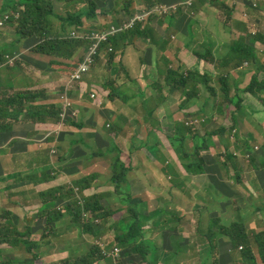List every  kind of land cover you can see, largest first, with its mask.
<instances>
[{"label":"crops","instance_id":"0c3cea01","mask_svg":"<svg viewBox=\"0 0 264 264\" xmlns=\"http://www.w3.org/2000/svg\"><path fill=\"white\" fill-rule=\"evenodd\" d=\"M94 1L99 7L96 12H104L90 19L95 25L119 14L130 16L150 4L149 0ZM177 1L158 0L171 6ZM18 4L19 0H0V18ZM224 8L230 25L219 20ZM193 11L194 17L176 10L152 19L144 30L118 35L112 40L116 56L110 61L108 46L103 47L81 85L69 93L74 120L63 118L56 126L55 121L32 120L27 108L60 107L57 95L83 58L86 46L66 60L36 54L33 49L38 37H21L16 25L8 23L0 31V53L10 55L8 59L17 57L14 67L0 66V101L5 102L0 105L1 117L8 113L15 117L0 124V264H65L83 255L78 254L84 246L67 207L78 197L99 195L104 208L125 213L128 206L120 203L119 193H130L144 202L149 218L144 220L145 239L159 247L156 264H165L167 257L168 264H210V246L218 256L216 262L235 264L233 253L238 259L239 248L229 238L215 233L207 238L204 232L210 225L215 230L221 227V219L224 226L236 222L223 218L231 208L243 211L263 201L264 179L259 170L239 167L238 159L237 170L230 168L227 175L221 169L224 159H218L216 152L228 146L240 149L245 141L261 139L260 157L264 160V92L244 91L251 76L264 81V71L246 62V67L233 68L231 62L219 69L217 62L226 58L219 57L226 55L230 41L240 35L256 38L254 48L264 61V30L252 25L264 19V0H195ZM82 19L86 23L89 18ZM208 48H212L214 61L195 54ZM182 67L196 76L186 77ZM224 70L235 71L222 76L230 86L229 96L217 83ZM212 86L214 92L209 91ZM93 87L103 92L100 107L90 98ZM24 92L30 93L32 103L13 105L11 99ZM228 117L236 129L234 139L222 122ZM189 118H205V122L193 130L186 126ZM53 126V134L46 136ZM207 133H213L209 152L202 153L208 166L201 172H189L179 157L184 148L189 152L200 143L191 138H203ZM118 156L127 171L126 186L120 192L112 183ZM198 159L192 160L196 163ZM184 161L190 163L188 158ZM237 174L246 186L234 180ZM248 174H253L256 182L248 180ZM14 228L21 234H10ZM254 228L250 224V229ZM165 238L168 247L161 249ZM257 253L255 250L256 262L264 264V251L260 253L263 260ZM125 264L133 263L125 258Z\"/></svg>","mask_w":264,"mask_h":264},{"label":"trees","instance_id":"16d2710c","mask_svg":"<svg viewBox=\"0 0 264 264\" xmlns=\"http://www.w3.org/2000/svg\"><path fill=\"white\" fill-rule=\"evenodd\" d=\"M69 4L71 1H75L76 3L82 2L85 3V0H62ZM119 1V0H118ZM55 0H28V2L23 3L24 10L21 13V17L13 22V25H17V32L25 38H32L37 36L41 42L34 48V52L38 55H47L51 57L61 58L70 60L74 57L77 50L82 46H87L88 41L86 40H78L74 39L69 36V32L67 29L69 27H80L83 26V16L87 13L88 18H97L98 13L104 14L103 11H99L98 13L96 10L99 8L94 0L89 1V8L88 10H84L78 14L82 8H78L75 10L76 12L68 13L66 17L61 16L58 18L61 22L59 27H56L54 24V20H52V16L54 15L53 12V5ZM149 3H158V0H149ZM150 4L148 6H150ZM72 5V4H71ZM226 8L222 9L221 13L219 14V20L223 21L226 25L229 24V19L226 18L225 15ZM1 14V13H0ZM55 17V16H54ZM113 23H119V19H113ZM77 25V26H75ZM144 34V32H141ZM256 41L255 37L249 36L246 37L244 35H240L238 37L233 38L228 45V52L224 57H219L220 60L217 62V67L221 69L222 67H227L232 62V67L236 68L242 65L244 62L252 63L255 69L257 68L259 72L264 71V61H260V55L254 48V43ZM112 43V40H111ZM15 43L9 46V49L15 47ZM108 46L103 43L99 45V54L96 56L99 58L101 50L103 47ZM115 50H111L110 47L107 48L108 53V61L112 60L116 53ZM195 54L199 58H211L214 61V56L212 54V49L206 50V52H195ZM9 57L10 55L0 53V66L5 61V57ZM188 73V77H195L196 74ZM262 74V73H261ZM218 86L220 89L225 92L227 96L230 94V86L228 81L222 77L221 81L218 79ZM197 86V84H194ZM256 89H259L261 92H264V81H260L259 76H255L250 84L245 88L247 92H255ZM238 97V96H237ZM31 95L29 92L26 93H19L15 99H11L13 105H21L25 107V103L30 102ZM239 105L242 103V99L238 101ZM0 105H5L4 101H0ZM26 110V109H25ZM27 112L30 118L34 121L45 122L49 120H57L59 119V107H55L54 105H45V106H31L27 108ZM8 113V110H7ZM7 118L14 119L15 117L12 114L8 113V116L4 115L1 117L0 113V124L4 122ZM194 140H197L195 145V152L194 156L201 157V151L205 150L207 146L210 144V140H205L204 138L195 137ZM183 146V141H180ZM184 154L185 151H184ZM189 156V155H185ZM185 157L181 156V161L184 163V167L187 171L191 172L195 170L196 172L203 171V166H205V161L200 159L198 162H194V160H190V163L184 162ZM260 162H262L261 172H264V160L260 157ZM255 162V161H253ZM123 166V167H122ZM226 163L222 164L221 169L224 171L226 170ZM114 169V176L112 181L114 185H116L117 192H120L122 185L126 182V174L127 171L125 169L124 164L122 163L120 156L115 160L113 165ZM213 171V168H210ZM229 172V168H227ZM120 196V203L123 205L128 206L127 213L123 215V217L115 222L112 226V229L116 231L115 234V241L118 245L121 246L123 249V254L126 258L129 259L131 263L136 262H143L148 263L150 262V258L152 260V264H156L159 262L158 253L155 252L156 250L153 248L145 240V235L143 231L144 227V220L149 219L146 215L148 211L145 209L144 202L137 199H134L133 196L125 193H119ZM101 197L99 195H94L89 198H84L82 201H78L77 199L67 207V213L72 217L73 222L79 227L83 235H89L92 238H100L103 236L105 230V225H98L93 226L91 222L82 224V214H90L92 218L98 219L99 222H103L104 220H108V218L115 216L118 213L117 210L113 211L114 209L107 210L101 204ZM114 218V217H113ZM99 223V224H100ZM211 226V225H210ZM204 232L206 236L213 235L215 233L216 236H226L229 238L230 242L236 247L242 246L243 243L247 244L249 235L246 231L243 223L236 222L231 226H224L220 227L215 230L212 226L210 229ZM10 234H21L17 228H14L9 231ZM253 242L259 243V239L264 236V232L262 233H251ZM15 236H13L14 238ZM9 240L8 238H4ZM10 241V240H9ZM10 244V243H9ZM13 246V244H12ZM168 247L167 241L163 242V246L161 249H165ZM261 249L264 248V243L260 246ZM86 254L76 260V264H94V262H100L106 255L104 251L99 248L97 245L89 246L86 250ZM245 258L250 257L252 259L253 264H256L253 256L251 255V251L244 255ZM252 256V257H251ZM170 257H167L163 260L164 263L168 264V260ZM65 264H70V260H67ZM109 264H113V261L110 260Z\"/></svg>","mask_w":264,"mask_h":264},{"label":"clouds","instance_id":"9594fccd","mask_svg":"<svg viewBox=\"0 0 264 264\" xmlns=\"http://www.w3.org/2000/svg\"><path fill=\"white\" fill-rule=\"evenodd\" d=\"M194 1L195 0H181V3H179V4H177V5H173V6H171V5H166V4H164V3H162V2H158V3H155V4H153V5H150V6H148V5H143V6H140V8H138L134 13H132L130 16H127V17H125V15H123V17L122 18H120L119 20V23H113L114 22V20L112 21V20H110L109 21V23L108 24H106V25H102V27L100 28V29H96L95 30V32H100V31H103V30H107V29H109L112 25H114V26H121L122 24H123V22L124 21H127V20H129L130 18H133L134 16H136L137 14H140V13H142V12H144L145 10H150V9H154V8H156L157 6H160V5H163V6H166L167 7V11L166 12H164V13H162V14H160V13H157V12H155V13H152L145 21H143V22H138V23H136L133 27H130V28H127V29H125V30H123V31H120V32H118V33H116L115 35H113V36H111L110 38H109V40L108 41H105V42H103V44H105V45H108V47H110V49L111 50H113L114 48H113V46H112V43H111V40H113L114 38H115V36L116 35H122V34H125V33H128V32H131V31H134V30H144L145 29V27L147 26V24L152 20V19H154V18H163V17H165V16H167V15H172L176 10H178V11H182V12H184V13H187V14H189L190 16H192V17H194V15H195V12L193 11V5H194ZM66 3V2H65ZM23 10H24V6H23V4L22 3H20L19 2V4L18 5H16V7H15V10H9V11H6V12H4L3 13V15H2V17L0 18V24H1V22H2V25H0V31L1 30H4L5 29V27H6V25H8V23H9V25L10 24H13V22L15 21V20H17V19H19L20 17H21V13L23 12ZM116 13H119V10L117 11L116 10ZM6 15H8V18L6 19L5 17H6ZM120 15V14H119ZM67 16V15H66ZM65 16V17H66ZM85 17H87V13H85V15H84ZM114 18H116V16L114 17ZM56 23L57 24H55V21H54V24H55V26L56 27H59L60 25H61V22H59V21H56ZM70 28V27H69ZM16 31H17V25H16ZM67 32H69V29H67ZM17 34H19L18 32H17ZM87 35H88V33H86V32H81V31H78L77 29L76 30H72L71 32H70V34H69V36L70 37H72V38H74V39H78V40H81V41H83V40H86V41H88V44H87V46H86V51H85V54H84V56H83V58H81V60L76 64V66L72 69V71H71V73L68 75V79H67V82L65 83V85H64V90L60 93V95H59V99H60V103H61V106H62V109H60L59 108V119H57V120H54L55 121V123H54V126H56V125H58V124H60L61 122H62V120H63V118H70V119H73L74 120V118H75V115L71 112V109L74 107V104H73V101H72V99H71V97L69 96V93L71 92V91H73V90H75L76 89V87L77 86H80L81 85V82H82V80H83V78L85 77V75H87L91 70H92V68H93V66L91 67V69L86 73V74H84L83 75V77L81 78V80L80 81H78V82H76V83H73V84H69V82H70V80H71V77H72V75H73V73L78 69V67H79V65L83 62V60H84V57H85V55H86V52H87V50H88V47H89V45H91V41L87 38ZM21 37H23L22 35H20ZM37 37V36H36ZM23 38H25V37H23ZM33 38V37H32ZM26 39V38H25ZM38 40H39V38H38ZM41 42V39L39 40V43ZM38 43V44H39ZM37 44V45H38ZM36 45V46H37ZM35 46V47H36ZM34 47V48H35ZM210 49H212V48H208V50H210ZM33 51H34V49H33ZM99 51H100V49L98 50V53L96 54V56L99 54ZM198 52H206V51H198ZM228 52V51H227ZM226 52V53H227ZM76 54V53H75ZM212 54H213V52H212ZM96 56H95V62H96ZM213 56H214V54H213ZM222 57H224V56H222ZM221 57V58H222ZM74 58V57H73ZM72 58V59H73ZM201 59H205V60H211V58L209 57V58H201ZM16 60H17V57H13V58H9L8 59V57L6 56L5 57V61L2 63V65H6V66H9V67H14L15 65H16ZM71 60V59H70ZM95 62L93 63V65L95 64ZM245 63V62H244ZM246 64H248L247 62H246ZM243 65V64H242ZM242 65H240V66H238V67H241ZM243 66H245V65H243ZM246 67V66H245ZM237 68V67H236ZM186 77H188V74H186L185 75ZM255 76H253V78H254ZM253 78H251V81H252V79ZM250 81V82H251ZM250 84V83H249ZM248 84V85H249ZM247 85V86H248ZM246 86V87H247ZM245 87V88H246ZM244 88V89H245ZM256 90H259V89H256ZM255 90V91H256ZM245 91V90H244ZM88 92V91H87ZM245 92H247V91H245ZM24 93H26V92H24ZM250 93H254V92H250ZM92 95H96V97L95 98H93L92 97ZM67 98V100H68V102L70 103V106H67L66 107V101H65V99L64 98ZM234 97H237V95H235ZM90 98L93 100V103H94V105L95 106H97V107H100L101 105H102V98H103V92L101 91V90H99V88H97V87H93L92 88V90H91V93H90ZM242 104V103H241ZM240 104V105H241ZM238 105H239V103H238ZM55 106V105H54ZM55 107H57V106H55ZM66 107V108H65ZM223 119H226V118H223ZM49 121H52V120H49ZM46 122V121H45ZM205 122V118H202L201 120H199V119H193V118H189V120L186 122V126H188L189 128H191V129H193V130H195L196 128H198L202 123H204ZM222 122H223V120H222ZM223 123H225V124H227L226 122H223ZM229 125V126H228ZM54 126H53V128L52 129H47L46 130V132H45V134H46V136H51L52 134H53V129H54ZM233 126V123H231V124H227L225 127H226V130L228 129L230 132H231V138L232 139H234V136H235V133H236V129L235 128H233L232 127ZM214 133V132H213ZM213 133H207L205 136H203V138L205 139H210V144H212V142H211V138H212V136H213ZM201 138V137H200ZM192 140H194L193 138H191ZM195 141H197V140H195ZM252 143H253V141L252 142H248V141H245V143L244 144H242V146H241V150H242V153H241V151H240V149H239V147L238 146H235V147H233V148H231V147H225L226 149H227V151L226 152H224V153H222L221 154V157L224 159V163H226V165L228 164V166H226V173H227V175H229V172L227 171V168H229V170H230V168H233V170L234 171H236L237 170V165L235 164V160L236 159H238L239 161H238V166L239 167H241L242 169H244V170H246L248 167H245V165L242 163V159H244V158H246V160H247V162L248 163H250V166H249V168L250 167H252L253 168V170H259V172L261 173V166H262V162H260V160H259V158H260V153H261V151H262V146L260 147V146H255V150H259V152L258 153H254V150L252 149ZM182 145V144H181ZM182 147H184V142H183V146ZM195 145H193V150H191V151H189V152H187L186 150H185V148H184V150H183V156L182 157H185V158H188L189 159V161L190 160H192L193 158L195 159L196 157L194 156V152H195ZM210 149V147H209V145L207 146V148L205 149V150H202L200 153H201V159H203L204 161H205V159H204V157H203V155H202V153L203 152H207L208 150ZM184 151H185V153L186 154H184ZM230 152V153H227V152ZM244 152V153H243ZM185 155H189V156H185ZM205 156V155H204ZM197 157H200V156H197ZM180 158V160H181V156L179 157ZM253 161H255V162H253ZM264 163V162H263ZM205 165H206V162H205ZM204 167V166H203ZM212 168V167H211ZM235 178H237V179H239L240 177H239V175L237 174L236 175V177ZM112 183H113V181H112ZM114 184V183H113ZM94 196V195H93ZM92 197V196H91ZM101 197V196H100ZM87 198H89V197H87ZM102 198V197H101ZM84 199V197H78L77 198V200L78 201H82ZM102 200V199H101ZM105 209H107V210H109V208H105ZM118 212H120V211H118ZM125 213H127V212H125ZM82 216H83V218H82V224L84 225L85 223H88V222H91V224L93 225V226H98V224L100 223L99 222V220L98 219H94V218H92V216L90 215V214H87V213H85V214H82ZM72 218V217H71ZM211 221H212V219H211ZM237 222V221H236ZM236 222H234V223H232L231 225H233V224H235ZM221 223H222V225L224 224L223 223V220L221 219ZM76 225V224H75ZM221 225V226H222ZM230 225V226H231ZM101 226V225H100ZM76 227H77V230H79V227L76 225ZM245 229H246V231L248 232V228L247 227H245ZM115 231V230H114ZM143 231H144V227H143ZM170 231H172V229L170 228L169 230H167V231H165L164 232V234L165 235H168L169 234V232ZM106 232V231H105ZM105 232L103 233V235L105 234ZM255 231H251V233H254ZM80 233H81V237L78 235V240H79V242L80 243H82L83 244V246H84V249H87L89 246H92V245H97L99 248H101L103 251H104V253H105V255H106V258H104L103 260H101L100 262H97V263H95V264H109V261L110 260H112L113 261V264H125V256H124V254H123V249L121 248V246L120 245H118L117 243L116 244H113V245H107L106 243H105V241L103 240L104 239V237L102 236V237H100V238H92L91 236H90V238L91 239H97L94 243L92 242V241H89L88 240V238H86L85 236H89V235H83L82 234V232H81V230H80ZM115 233H116V231H115ZM255 233H257V232H255ZM144 235H145V231H144ZM210 236H212V235H210ZM210 236H206L207 238H210ZM220 237H222V236H220ZM223 238V237H222ZM146 240V239H145ZM166 241V238L164 239V241L163 242H165ZM230 241V240H229ZM90 242H91V244H90ZM148 242V241H147ZM149 243V242H148ZM231 243V242H230ZM253 243H255V242H253ZM87 244L89 245V246H87ZM150 244V243H149ZM232 244V243H231ZM255 244H257L258 245V247H259V243H255ZM150 245H152L153 246V248L156 250L155 252H157L158 254H159V252L157 251V250H159V247H157L155 244H150ZM233 245V244H232ZM234 246V245H233ZM239 248V250H243L244 249V246H243V244H242V246H240V247H238ZM118 250V253H117V255H115V250ZM252 257V256H251ZM244 258H245V256H244ZM251 259V258H250ZM253 259H254V261H255V263L257 264V262H256V257H255V255H253ZM251 261H252V259H251ZM137 263H143V262H137ZM253 263V262H252ZM147 264H152V260L150 259V262H148ZM166 264V263H165Z\"/></svg>","mask_w":264,"mask_h":264},{"label":"rangeland","instance_id":"374dc122","mask_svg":"<svg viewBox=\"0 0 264 264\" xmlns=\"http://www.w3.org/2000/svg\"><path fill=\"white\" fill-rule=\"evenodd\" d=\"M82 1V0H81ZM124 0H117V3H122ZM126 1H130V0H126ZM216 1V0H214ZM20 3H25V2H28V0H19ZM153 2V0H152ZM181 3V0L177 1L175 3V5ZM72 4V5H71ZM152 4H155V3H152ZM151 5V4H150ZM131 6V4H130ZM53 12H54V15L52 16V20L54 21H59L60 20L58 19L61 16H66L68 15V13H73L75 10H78V8H89V4H88V0H85V3H82V2H78L76 3L75 1H71L69 4L65 3L64 1H60V2H56L54 5H53ZM79 12H82V10H80ZM76 14V13H75ZM55 16V17H54ZM85 17V16H84ZM123 15H117L116 16V19H120L122 18ZM91 18L88 19V22L86 23H83V26H80V27H70L69 28V34L72 30H78V31H81V32H86L88 34H91V33H94L96 29H100L102 27L101 23L100 25H95V24H92L91 21H90ZM83 21V20H82ZM110 21V19H103L102 20V24L103 26L108 24ZM113 21V20H112ZM84 22V21H83ZM252 25L254 26V28L256 29H260L261 31L264 30V19H258L256 22H253ZM77 26V25H75ZM118 35H116L115 37H117ZM121 37L119 36L117 39H120ZM208 50V49H207ZM167 59V58H165ZM161 60V59H160ZM182 71L184 72V75L188 74L187 72H189V70L187 68H183L182 67ZM230 73H235V71L233 70H224L222 71L219 76L222 77V76H226L228 77ZM213 76V75H212ZM253 78V76H251ZM202 80L200 81V83H204V78L201 77ZM215 81H217V78L216 76L214 77ZM210 84H214L213 82H210ZM206 86L208 87V84L206 83ZM57 89V88H56ZM55 90V89H54ZM210 92H214L215 91V88L212 86V89L209 90ZM60 93H58V97H59ZM59 107V106H58ZM60 109H62V106L60 105L59 107ZM223 122H226L227 124H231L233 123V120L232 118L228 117L227 119H223ZM246 123V121H244ZM225 130H226V127H225ZM212 139V138H211ZM262 143L263 141L261 139L255 141L252 143V149L254 150V153H258L259 150H255V146H262ZM147 150H151L150 147L146 146ZM175 149H178L177 147H175ZM227 149L224 147L223 149H219L216 154H217V157L218 159L221 158V154L226 152ZM209 152V150L207 151ZM227 153H230L229 151ZM244 153V152H243ZM199 157H196L195 159H198ZM198 161H200V159H198ZM185 162V161H184ZM186 163V162H185ZM242 163L245 165V167H249L250 166V163L247 162L246 158L242 159ZM182 164L184 165V163L182 162ZM215 164V163H214ZM206 166H208L206 164ZM213 165H211L212 167ZM253 169L252 167H250L249 170ZM260 176L261 178L264 179V172H261L260 173ZM251 178L253 179V182H256V180L254 179V176L253 174H248L247 175V179L248 180H251ZM234 180H239L241 182L242 185L246 186V184H244L242 182V179H237L234 177ZM257 186H258V183H256ZM126 186V182L122 185V188H124ZM58 187V186H57ZM65 188L64 185H61L59 187L60 190H63ZM137 200H140L141 198H135ZM240 201V200H238ZM112 210V209H111ZM255 210V212H254ZM115 211V210H113ZM126 214L124 212H118L116 213L115 216H112L110 218H108V220H104L103 222H101L100 224L98 225H105V234L103 235L104 237V241L107 245H113V244H116V241H115V231L114 229H112V226L115 222H117L118 220H120L123 215ZM225 216V217H224ZM223 216V218L225 219H229L230 221H237V222H241L243 223V226L246 227V225L248 226V235H249V238H248V241H247V244L243 243V246H244V249L241 251V250H238L237 252L239 253V256H238V259H234V253H233V261L235 264H253L250 257L248 258H244V255L249 253V251H251V255H255V250H258L259 253H257V255L259 256V260H263L260 258V253H262L264 251V248L261 249L260 246L264 243V236L261 237V238H258L259 239V247L257 244L253 243V238H252V235H251V231H255L257 233H262L264 232V200L261 201V202H256L255 204H250L247 206V208L245 210H240V207L236 208V209H233L231 208L230 210L227 211V213ZM114 217V218H113ZM245 222H246V225H245ZM250 224L253 225V227H256L254 228L253 230L250 229ZM224 225L226 224H223L222 227H224ZM221 227V228H222ZM78 235L81 237V233H80V229L78 230ZM196 236V235H195ZM223 239H227L226 236L223 235ZM97 239H91L89 238V241H92L93 243L96 241ZM91 244V242H90ZM87 246H89L87 244ZM87 249H84V251H80L78 252L81 253L83 252V255L86 254ZM169 252H171V250H168ZM83 255H79L77 257H75L74 260H70V264L71 262H73L72 264H76V260L79 259V258H82ZM207 256H208V259H209V262L210 264H219V260L216 262L215 259L218 257L217 255H215L214 253V250H213V247L210 246L207 250ZM97 261V260H96ZM96 261L94 262V264L96 263ZM138 264H147V263H138ZM257 264H262L261 262L257 263Z\"/></svg>","mask_w":264,"mask_h":264},{"label":"built area","instance_id":"2783aa9c","mask_svg":"<svg viewBox=\"0 0 264 264\" xmlns=\"http://www.w3.org/2000/svg\"><path fill=\"white\" fill-rule=\"evenodd\" d=\"M166 11H167V7L160 5L154 9L145 10L144 12L137 14L133 18H130L129 20L124 21L121 26L117 27V26L112 25L107 30L88 34L87 38L91 41V45H89L88 47V50L86 52L83 62L79 65L78 69L73 73L69 84H73V83L80 81L83 75L86 74L91 69V67L93 66V63L95 62V56L98 53L99 45L101 43L108 41L109 38L115 35L116 33L123 31L127 28L133 27L138 22L145 21L152 13L157 12V13L162 14ZM5 18L7 19L8 15H6ZM0 25H2V22ZM92 97L95 98L96 95H92ZM64 99L66 101V107L70 106V103L68 102L67 98L65 97ZM117 253H118V250L116 249L115 255H117Z\"/></svg>","mask_w":264,"mask_h":264},{"label":"bare ground","instance_id":"6f19581e","mask_svg":"<svg viewBox=\"0 0 264 264\" xmlns=\"http://www.w3.org/2000/svg\"><path fill=\"white\" fill-rule=\"evenodd\" d=\"M179 12V11H178ZM178 60V59H177ZM218 66V65H217ZM207 103V102H206ZM131 110V109H130ZM151 127V126H150ZM178 132V131H177ZM148 138V137H147ZM172 138V137H171ZM173 143V142H172ZM116 148V147H115ZM128 162V161H127ZM105 165V164H104ZM123 167V166H122ZM116 186V185H115Z\"/></svg>","mask_w":264,"mask_h":264}]
</instances>
